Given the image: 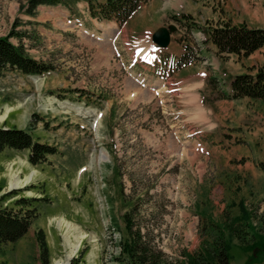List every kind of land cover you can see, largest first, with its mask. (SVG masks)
Instances as JSON below:
<instances>
[{
  "label": "rangeland",
  "instance_id": "374dc122",
  "mask_svg": "<svg viewBox=\"0 0 264 264\" xmlns=\"http://www.w3.org/2000/svg\"><path fill=\"white\" fill-rule=\"evenodd\" d=\"M26 2L0 0V37L17 25L28 54L52 71L0 74V127L25 130L55 151L36 166L27 151L0 152L1 205L42 199L28 233L0 247V261L120 264L131 214L183 264L213 243L212 225L235 219L244 240H229V264H258L264 101L225 99L222 90L229 78L264 70V51L245 62L214 53L164 83L143 60L160 28L177 29L172 46L202 40L194 26L264 29V0H153L121 28L92 19L87 0L73 12L41 5L32 16ZM181 13L189 22L174 21Z\"/></svg>",
  "mask_w": 264,
  "mask_h": 264
},
{
  "label": "trees",
  "instance_id": "16d2710c",
  "mask_svg": "<svg viewBox=\"0 0 264 264\" xmlns=\"http://www.w3.org/2000/svg\"><path fill=\"white\" fill-rule=\"evenodd\" d=\"M79 0H27L25 13L32 16L34 10L41 5L62 6L73 12ZM88 2V11L92 18L98 21L115 22L122 25L129 17L148 0H101ZM174 20L183 24L189 22L188 15L174 17ZM192 24V22H191ZM223 24L210 31L202 30L210 42L216 48V55L227 58L235 55L238 59L246 58L257 50L264 48V29H248L246 27L229 26ZM225 25V26H224ZM17 25L8 36L0 37V74L5 71H17L22 75L41 76L50 73L51 67L43 61L35 60L30 56L21 42L25 32L15 31ZM19 41L13 44L10 39ZM176 68L185 64L193 63L190 48L186 53L175 58ZM231 94L222 96L226 99L241 100L254 99L264 101V70L262 68L246 74L237 75L231 81ZM9 149L17 152L27 151L28 161L32 166L42 164L49 155H54V149L37 142L31 134L25 130L10 127H0V152ZM9 197H16L17 193L11 191ZM2 198V197H1ZM0 198V200H1ZM34 198H18L12 201V205H1L0 201V247L14 244L22 239L29 231L33 221L37 218V210L34 207ZM131 207L128 212L133 211ZM246 213L244 214V219ZM126 227L122 241L121 257H116L120 264H183L181 259L174 258L163 252L155 237H150L147 230L143 233L140 227H135L134 218L131 214H125L123 219ZM217 236L212 244L204 245L193 255L189 256L188 264H229L228 246L229 240L236 238L244 240L241 225L228 217L222 222V226L214 224L210 227ZM123 237V238H124ZM122 238V239H123ZM45 251V247L43 246ZM263 255V254H262ZM260 256L258 264H264V255ZM0 264H5L0 261Z\"/></svg>",
  "mask_w": 264,
  "mask_h": 264
},
{
  "label": "crops",
  "instance_id": "0c3cea01",
  "mask_svg": "<svg viewBox=\"0 0 264 264\" xmlns=\"http://www.w3.org/2000/svg\"><path fill=\"white\" fill-rule=\"evenodd\" d=\"M263 51H264V48H261V49L257 50L256 52L252 53L251 55H257L259 52H263ZM213 54H214L213 49L210 48V47H208V46H206V50H205V51H202L201 54H200L199 56H200L202 59H204L206 56H209V55L211 56V55H213ZM251 55H250V56H251ZM250 56H248V57H246V58H242V62L247 61L248 58H249ZM231 57H233L235 60L237 59L234 55H232ZM231 57H230V58H231ZM33 58H34V57H33ZM35 59H36V58H35ZM192 67H193V66H190V67H188V68H185V69H183V70L177 72L176 74L173 75L172 79H173V78L178 79V76H179V75H181L184 71H187V70L191 69ZM245 72H246V71H245ZM242 73H244V72H240L239 74H242ZM193 77H198V74L189 75V76H187L186 78H187L188 80H190V79L193 78ZM182 80H183V79H182ZM187 87H189V84L187 85ZM192 89H194V88H192ZM227 89H228L227 87L223 88L224 91H229V90H227ZM225 103H227V102H225Z\"/></svg>",
  "mask_w": 264,
  "mask_h": 264
},
{
  "label": "water",
  "instance_id": "95a60500",
  "mask_svg": "<svg viewBox=\"0 0 264 264\" xmlns=\"http://www.w3.org/2000/svg\"><path fill=\"white\" fill-rule=\"evenodd\" d=\"M175 29L173 26L169 28H160L152 36V42L159 47L165 48L168 46L170 41V32H173Z\"/></svg>",
  "mask_w": 264,
  "mask_h": 264
},
{
  "label": "bare ground",
  "instance_id": "6f19581e",
  "mask_svg": "<svg viewBox=\"0 0 264 264\" xmlns=\"http://www.w3.org/2000/svg\"><path fill=\"white\" fill-rule=\"evenodd\" d=\"M15 186L18 187V185H15ZM56 264H68V263L57 262Z\"/></svg>",
  "mask_w": 264,
  "mask_h": 264
}]
</instances>
